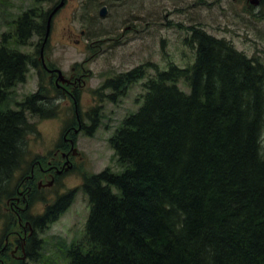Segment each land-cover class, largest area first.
I'll return each instance as SVG.
<instances>
[{
  "label": "trees",
  "instance_id": "1",
  "mask_svg": "<svg viewBox=\"0 0 264 264\" xmlns=\"http://www.w3.org/2000/svg\"><path fill=\"white\" fill-rule=\"evenodd\" d=\"M48 16L23 11L12 21L13 32L1 37L0 264L38 261L46 241L37 239V231L54 223L73 199L70 193L50 205L39 196L43 175L36 164L40 160L44 168V158L31 165L32 176L24 173V141L39 135L27 116L59 114L42 84L16 103L18 110L5 107L29 70L42 65L15 47L27 46L33 36L44 39ZM188 34L194 62L157 70L138 112L109 139L122 172L106 168L83 176L89 214L82 240L64 251L69 264H264V65L201 28L190 27ZM143 75L140 66L102 89ZM54 87L57 95H68ZM71 94L77 102V92ZM91 121L88 131L82 128L89 135L97 126ZM72 126L63 137L71 133L74 144ZM63 137L56 150L69 149ZM51 164L58 165L55 159ZM37 201L45 206L33 217L29 209Z\"/></svg>",
  "mask_w": 264,
  "mask_h": 264
},
{
  "label": "rangeland",
  "instance_id": "2",
  "mask_svg": "<svg viewBox=\"0 0 264 264\" xmlns=\"http://www.w3.org/2000/svg\"><path fill=\"white\" fill-rule=\"evenodd\" d=\"M59 1L0 0V43L2 35L13 32L12 21L21 12L35 9L47 13ZM103 6L108 9L104 18L99 15ZM190 27L226 39L235 49L264 65V0H65L53 17L43 47L44 65L61 71L63 77L74 75L79 79L80 84L72 89L73 93L77 92L78 101H73L72 94L57 95L54 86L57 87L56 83L58 88L62 86L61 81L57 74L51 76L42 65L39 71L30 69L26 82L12 90L5 107L18 110L16 103L42 84L43 92L46 90L49 95L48 104L55 105L59 113L53 119L27 116L39 135L33 133L24 141L27 152L24 168L28 169L24 173H33L31 165L38 158L47 161L44 169L53 158L61 159L59 154L55 156L61 152L56 149L61 145L67 125L78 128L76 113L81 114L79 121L83 129L91 128V118L97 121V126L90 135L83 129L76 134L70 156L72 170L52 185L49 178L48 182L43 179L48 185L40 189L39 196L48 204L70 193L73 199L54 223L44 231H37V239L46 241L39 251L42 254L39 260H24V264H69L64 251L82 240L89 214L88 197L81 189L83 176L106 168L122 172L109 139L127 116L138 112L146 95L145 84L157 70L165 71L171 64L186 68L194 62L195 52L185 41ZM43 41L33 36L27 46L15 48L40 60ZM147 65L152 66L143 68ZM139 66L144 71L143 77L126 86L121 94L102 89L106 81L115 80ZM177 86L189 92L182 82ZM68 138H72L71 133ZM15 173L19 178L21 172ZM44 206V202L37 201L29 213L33 217L41 215ZM4 225L5 219H1L0 234Z\"/></svg>",
  "mask_w": 264,
  "mask_h": 264
},
{
  "label": "flooded vegetation",
  "instance_id": "3",
  "mask_svg": "<svg viewBox=\"0 0 264 264\" xmlns=\"http://www.w3.org/2000/svg\"><path fill=\"white\" fill-rule=\"evenodd\" d=\"M60 2V1H59ZM64 4H65V0H64ZM58 5V4H57ZM57 5H55L54 7H53V9L57 6ZM63 7V6H62ZM61 7V8H62ZM103 7H106V6H103ZM103 7H101V8H103ZM107 8V7H106ZM53 9L49 12V15H50V13L53 11ZM101 10V9H100ZM100 10H99V12H100ZM108 10V9H107ZM58 11H59V9L56 11V13L53 15V17L58 13ZM53 17H52V19H53ZM51 19V20H52ZM50 25H51V21H50ZM50 29V28H49ZM138 33H140V31H138ZM80 34L81 35H84V31H81L80 32ZM44 40V39H43ZM47 40H48V38H47ZM44 42V41H43ZM47 42V41H46ZM77 42H79L78 40H77ZM47 68V67H46ZM46 68H44V69H46ZM138 68H140V66L139 67H137V68H134V69H138ZM134 69H131V70H134ZM55 70H57V69H46V71L51 75V76H57L56 74L57 73H55V72H50V71H55ZM131 70H129V72H131ZM72 71H74V68H72ZM129 72H127V73H129ZM126 74V73H125ZM123 75V74H122ZM122 75H120V76H122ZM138 81V80H137ZM80 81H79V79L78 78H75V76L74 75H71L70 77H68V78H66V77H63L62 78V80H61V85L63 86H60L61 88H64V92L66 93V94H68V95H71V93L73 92L72 91V89H73V87H75L76 86V84H80L79 83ZM136 82V81H135ZM134 82V83H135ZM59 83V82H58ZM56 85H57V87H58V84L56 83ZM126 86H128V85H123V86H113V87H110V88H108V89H111V90H113L114 92H118V94H121V92H124L125 91V89L127 88ZM80 123H78V125H79ZM74 131H75V129L74 128H72ZM63 140H64V143H65V145H67V146H69V149H64V150H61V152L60 153H56L55 154V156L57 155V154H59V156L61 157V159H59V160H55V162H57L58 163V165H55V164H52L51 165V163H52V161H50V162H48V165H49V167L47 168V169H44V168H42L41 167V165L39 164V162H37V166L39 167V169H40V171H41V173H42V175H43V178L42 179H40V180H38V187L39 188H43L44 186H47L48 184H45V183H43V179L45 180V182H48V178L50 179V181H53L52 182V184H54L55 183V176H63V175H65V174H67L68 173V171H70V170H72L73 169V165L71 164V160H70V156H71V154H72V152H73V142H72V140L71 139H68L67 137H63ZM58 152L60 151V150H57ZM53 159H55V158H53ZM68 162L69 164V167H68V165L67 166H65L64 165V163L65 162ZM60 162H61V164H60ZM33 167H35V164L31 167V169H33ZM66 167H67V169H66ZM31 176H32V172H31ZM49 181V182H50ZM51 184V185H52ZM21 194V193H20Z\"/></svg>",
  "mask_w": 264,
  "mask_h": 264
},
{
  "label": "water",
  "instance_id": "4",
  "mask_svg": "<svg viewBox=\"0 0 264 264\" xmlns=\"http://www.w3.org/2000/svg\"><path fill=\"white\" fill-rule=\"evenodd\" d=\"M115 1H118V0H115ZM63 4H64V0H60L59 4L53 9V11H52V12L50 13V15L48 16L47 32H46V36H45L44 42H43V44H42V48H41V50H40V51H41V52H40V59H41V61H42V64H43L44 68H46V67H45V65H44V59H43V47H44V45H45V43H46V41H47V36H48V33H49V23H50V21H51L53 15L56 13V11H57L58 9H60V8L63 6ZM107 13H108L107 8H106V7H103V8H101V10H100V12H99V15H100V17L104 18V17H106ZM50 72H56L57 75H58L57 78H58L60 81L62 80L63 76H62L61 71H50ZM68 164H69V163H68L67 161L64 163L65 166H67ZM68 167H69V165H68ZM66 169H67V167H66ZM52 182H53V181H50V182H49V185H51Z\"/></svg>",
  "mask_w": 264,
  "mask_h": 264
}]
</instances>
